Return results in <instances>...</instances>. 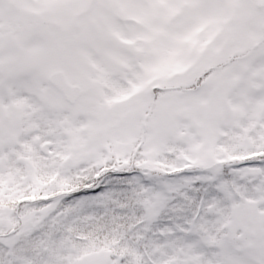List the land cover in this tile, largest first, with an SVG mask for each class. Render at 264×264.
<instances>
[{
	"label": "snow or ice",
	"instance_id": "obj_1",
	"mask_svg": "<svg viewBox=\"0 0 264 264\" xmlns=\"http://www.w3.org/2000/svg\"><path fill=\"white\" fill-rule=\"evenodd\" d=\"M0 264H264V0H0Z\"/></svg>",
	"mask_w": 264,
	"mask_h": 264
}]
</instances>
